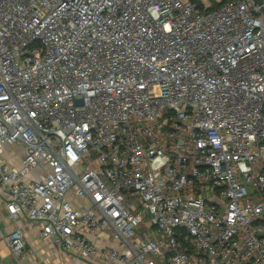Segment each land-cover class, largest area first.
I'll return each mask as SVG.
<instances>
[{
    "label": "built area",
    "instance_id": "built-area-1",
    "mask_svg": "<svg viewBox=\"0 0 264 264\" xmlns=\"http://www.w3.org/2000/svg\"><path fill=\"white\" fill-rule=\"evenodd\" d=\"M261 1L0 0V264H264Z\"/></svg>",
    "mask_w": 264,
    "mask_h": 264
},
{
    "label": "crops",
    "instance_id": "crops-1",
    "mask_svg": "<svg viewBox=\"0 0 264 264\" xmlns=\"http://www.w3.org/2000/svg\"><path fill=\"white\" fill-rule=\"evenodd\" d=\"M10 157V156H8ZM14 161L12 158H9ZM13 224L5 221V206L0 196V235L6 233L7 228H12ZM22 229L28 239L32 253H24L21 264H89L71 254L62 251L56 244L41 239L34 226L30 223L22 222ZM49 257H54L55 262L50 263Z\"/></svg>",
    "mask_w": 264,
    "mask_h": 264
},
{
    "label": "rangeland",
    "instance_id": "rangeland-1",
    "mask_svg": "<svg viewBox=\"0 0 264 264\" xmlns=\"http://www.w3.org/2000/svg\"><path fill=\"white\" fill-rule=\"evenodd\" d=\"M10 157H13L12 154H10ZM15 159H17V158H15ZM49 262L50 263L55 262L54 257H49Z\"/></svg>",
    "mask_w": 264,
    "mask_h": 264
},
{
    "label": "water",
    "instance_id": "water-1",
    "mask_svg": "<svg viewBox=\"0 0 264 264\" xmlns=\"http://www.w3.org/2000/svg\"><path fill=\"white\" fill-rule=\"evenodd\" d=\"M257 2H258L259 4H261V3H262V1H261V0H257ZM263 12H264V8H263Z\"/></svg>",
    "mask_w": 264,
    "mask_h": 264
}]
</instances>
